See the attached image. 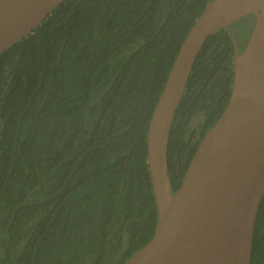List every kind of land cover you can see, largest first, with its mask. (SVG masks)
I'll use <instances>...</instances> for the list:
<instances>
[{"label":"trees","instance_id":"trees-1","mask_svg":"<svg viewBox=\"0 0 264 264\" xmlns=\"http://www.w3.org/2000/svg\"><path fill=\"white\" fill-rule=\"evenodd\" d=\"M209 1L63 0L0 54V264H124L153 236L148 128ZM237 28L193 64L168 144L174 191L229 102ZM251 264H264V195Z\"/></svg>","mask_w":264,"mask_h":264},{"label":"water","instance_id":"water-1","mask_svg":"<svg viewBox=\"0 0 264 264\" xmlns=\"http://www.w3.org/2000/svg\"><path fill=\"white\" fill-rule=\"evenodd\" d=\"M63 0H0V54L32 33ZM256 0H210L189 30L154 108L147 135L158 219L153 236L124 264H251L264 195V0L250 38L234 45L229 102L200 141L174 191L168 144L193 64L213 32Z\"/></svg>","mask_w":264,"mask_h":264},{"label":"rangeland","instance_id":"rangeland-1","mask_svg":"<svg viewBox=\"0 0 264 264\" xmlns=\"http://www.w3.org/2000/svg\"><path fill=\"white\" fill-rule=\"evenodd\" d=\"M251 12H256L254 9H252L251 11H249L248 13H251ZM246 13V14H248ZM257 13V12H256ZM247 20V16L246 17H243L241 19H239L238 21L235 22V25L242 29L243 32H240L237 34V39H238V45H239V48L240 50H243V48L246 46L247 44V41L249 40L250 38V35H251V31H249V28L246 23ZM250 20V19H249ZM255 24V23H254ZM253 24V26H254ZM253 26H252V29H253ZM239 28H237L236 30H238ZM250 33V34H249ZM249 34V35H248ZM247 36H249V38H247Z\"/></svg>","mask_w":264,"mask_h":264},{"label":"bare ground","instance_id":"bare-ground-1","mask_svg":"<svg viewBox=\"0 0 264 264\" xmlns=\"http://www.w3.org/2000/svg\"><path fill=\"white\" fill-rule=\"evenodd\" d=\"M258 5H259V1H258V0L253 1V2H250V3L246 6L245 10H251V9L255 8L256 6H258Z\"/></svg>","mask_w":264,"mask_h":264},{"label":"flooded vegetation","instance_id":"flooded-vegetation-1","mask_svg":"<svg viewBox=\"0 0 264 264\" xmlns=\"http://www.w3.org/2000/svg\"><path fill=\"white\" fill-rule=\"evenodd\" d=\"M248 42V41H247Z\"/></svg>","mask_w":264,"mask_h":264}]
</instances>
